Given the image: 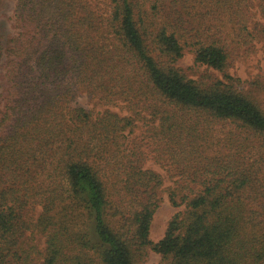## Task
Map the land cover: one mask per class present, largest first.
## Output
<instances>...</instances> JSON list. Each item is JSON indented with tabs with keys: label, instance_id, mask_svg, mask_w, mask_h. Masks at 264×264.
<instances>
[{
	"label": "trees",
	"instance_id": "16d2710c",
	"mask_svg": "<svg viewBox=\"0 0 264 264\" xmlns=\"http://www.w3.org/2000/svg\"><path fill=\"white\" fill-rule=\"evenodd\" d=\"M207 9L264 31V0H15L13 32L0 25V264H141L148 250L157 264H264V110L228 73ZM185 51L221 77L191 78L175 65ZM83 92L148 111L190 172L163 188L119 147L130 117L72 106ZM217 122L235 130L219 150L201 143ZM163 191L184 208L153 241Z\"/></svg>",
	"mask_w": 264,
	"mask_h": 264
},
{
	"label": "rangeland",
	"instance_id": "374dc122",
	"mask_svg": "<svg viewBox=\"0 0 264 264\" xmlns=\"http://www.w3.org/2000/svg\"><path fill=\"white\" fill-rule=\"evenodd\" d=\"M15 0H4L0 9V25L5 33L13 32L12 29V15ZM206 20L211 24L210 30L218 33L227 45L230 53L231 64L228 68V73L240 79V84L237 86L239 89L250 93L259 103L260 107L264 110V31L256 27L259 33L250 30L251 34L248 36L245 32H239L236 27V21L227 20L222 14H213L211 9H207ZM253 20H259L264 23L262 18L252 16ZM255 26L253 25V28ZM252 28V26H251ZM255 28V29H256ZM175 65L180 67L193 79L205 78L206 81L213 78H220L221 74L205 65L194 64L193 53L191 51L183 52L182 56L176 61ZM72 106H80L86 111H89L93 117L100 116L105 110H109L118 114L119 117L129 116L132 120V128L129 127L123 130V134H127V138L121 139L119 147L121 149L126 147L130 150L136 147L142 154V162L145 168H150L159 173L164 180L163 188L173 185L174 180H178L182 174L190 172L188 165H192L189 158L187 160L181 159L177 153L173 154L168 147L159 144L156 138L152 135L156 134L153 127L157 126L158 121L151 122L152 118L148 111H140L136 115L132 108L127 109L125 104L116 100L114 103H103L96 97L86 94L85 92L78 94ZM210 136L207 140H202L201 143L206 145L208 142L214 143L215 149H220L226 134L232 141L235 140L234 128L226 123L217 122L210 127ZM231 141V142H232ZM235 142V141H234ZM232 144H235V143ZM202 148V147H201ZM203 149V148H202ZM138 152V151H137ZM128 153V152H127ZM173 154V155H172ZM203 154H208L207 151ZM171 155L174 157H171ZM209 155V154H208ZM207 155V156H208ZM180 163V165H179ZM185 166L184 169L181 167ZM185 176V175H184ZM184 206L173 207L170 205L166 192L163 191L162 199L155 210L150 223L149 237L153 241L159 240L165 231L166 224L172 215ZM39 208L36 209V212ZM39 247L43 246V239H38ZM160 256L155 252L148 250L147 257L141 264H157Z\"/></svg>",
	"mask_w": 264,
	"mask_h": 264
}]
</instances>
